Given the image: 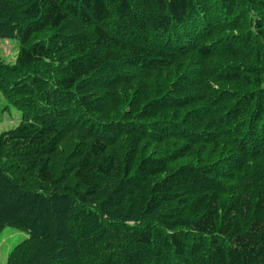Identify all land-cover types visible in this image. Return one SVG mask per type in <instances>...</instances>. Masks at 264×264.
I'll return each instance as SVG.
<instances>
[{
	"label": "trees",
	"instance_id": "16d2710c",
	"mask_svg": "<svg viewBox=\"0 0 264 264\" xmlns=\"http://www.w3.org/2000/svg\"><path fill=\"white\" fill-rule=\"evenodd\" d=\"M0 38L5 264H264V0H0Z\"/></svg>",
	"mask_w": 264,
	"mask_h": 264
},
{
	"label": "rangeland",
	"instance_id": "374dc122",
	"mask_svg": "<svg viewBox=\"0 0 264 264\" xmlns=\"http://www.w3.org/2000/svg\"><path fill=\"white\" fill-rule=\"evenodd\" d=\"M245 15H247V19H250L253 14V10L251 7L244 6ZM217 16V14H215ZM198 42H202V38H199ZM18 52V41L16 38L5 39L0 38V61L4 64L12 65L15 62V58ZM115 75L118 77L121 76V72L107 73V77L115 78ZM21 118V112L12 104L5 101V99L0 94V134L10 131L19 125ZM77 131V129H72L68 133L64 134L61 139V145L59 146V154L63 152L64 149H67L68 145H73L75 141L74 137L76 134L72 136V132ZM61 155V154H60ZM59 156H53L51 163L55 164V171L58 173L63 166V161ZM27 234L24 231L17 230L12 227H5L0 232V264H5L6 259L11 252V250L20 242H22L26 238Z\"/></svg>",
	"mask_w": 264,
	"mask_h": 264
}]
</instances>
